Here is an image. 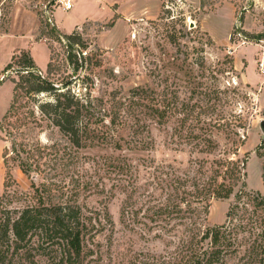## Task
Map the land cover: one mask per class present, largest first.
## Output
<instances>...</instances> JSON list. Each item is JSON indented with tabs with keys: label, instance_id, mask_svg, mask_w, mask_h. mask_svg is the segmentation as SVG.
<instances>
[{
	"label": "rangeland",
	"instance_id": "obj_1",
	"mask_svg": "<svg viewBox=\"0 0 264 264\" xmlns=\"http://www.w3.org/2000/svg\"><path fill=\"white\" fill-rule=\"evenodd\" d=\"M56 7L54 0H0V209L62 200L75 201L90 209H108L115 223L113 246H109L103 235L99 237L100 264H121L120 253L131 242L136 251L159 253L169 249L165 242L154 238L161 233L166 240L170 239L164 231L142 230L146 206L142 205L140 196L154 187L149 185L145 190L138 188L134 192L132 183L136 172L133 171L131 183L129 176L110 167L124 158H130L134 166L141 156L149 154V151L128 148L126 140L132 134L128 125L115 126L110 122L111 92L118 91L127 97L137 86L149 87L156 94L162 95L165 90L172 97L177 95L180 108L182 102L197 103L198 111H209L201 114L204 119L222 123L223 115L236 118L237 129L247 133L237 156L246 163L242 167L247 173L244 183L234 186L228 198L212 200L207 226L216 228L225 224L230 205L240 189L264 194V158L258 154L259 145L264 144L261 127L264 74L259 67V60L264 56V36L249 39L244 34L264 33V0H163L161 12L155 17L118 24L115 21L113 25L111 20L89 21L80 28L86 48L75 46L80 53L74 63L68 60L67 40L60 37V31L52 29V10ZM109 8L96 6L97 17L107 18ZM57 19L62 31L70 33L72 20L67 14L58 10ZM252 22L256 24L253 29ZM231 26L229 39L225 41ZM206 28L217 40L225 42L213 41ZM34 30L35 39H44L49 45V49L45 43L34 47L36 61L45 66L50 51L54 63L51 72L47 73L45 67L43 73L60 87L68 84L76 93L91 94L93 102H99L96 98L103 99L97 109L107 115L91 125L97 130L83 147L74 146L21 92L14 95L11 70L4 69L12 52L26 46V37ZM245 71L252 74V82L243 77ZM12 103L13 111L8 114ZM150 119L146 118L153 123ZM115 128L120 148L100 138L103 137L100 131L114 134ZM152 131L155 146L150 156L154 162L149 171L154 172L163 161L172 163L180 171L184 169L190 159L191 145L182 143L175 147L184 150H173L174 145L167 142L163 129L154 125ZM213 131L215 140L223 143L224 133L218 129ZM5 147L7 165L2 157ZM18 160L28 165L27 172L21 170ZM139 168L140 175H145L144 166ZM143 181L140 176L136 187H144L139 186ZM43 182L51 184L53 189L43 192L40 186ZM134 212H139L138 217ZM135 218L139 221L133 222ZM240 261V257H232L226 264H241Z\"/></svg>",
	"mask_w": 264,
	"mask_h": 264
},
{
	"label": "trees",
	"instance_id": "obj_2",
	"mask_svg": "<svg viewBox=\"0 0 264 264\" xmlns=\"http://www.w3.org/2000/svg\"><path fill=\"white\" fill-rule=\"evenodd\" d=\"M116 19L117 15L111 19L112 25ZM55 27L52 29L59 33ZM244 34L249 39L264 36V33ZM60 37L67 40L68 60L74 63L80 53L75 46L86 48L80 28L69 34L60 33ZM46 67L47 73L52 71V59ZM4 70H11L14 95L21 92L31 100L78 148L97 130L91 128L95 120L107 115L97 109L102 98L94 99L99 101L96 103L91 94L76 93L68 84L60 87L38 67L30 50L15 52ZM110 101V122L115 126L128 125L132 132L126 140L128 148L149 151L139 158L137 165L133 166L130 158H124L110 167L129 176L131 183L133 171L136 172L132 183L134 192L138 188L145 190L149 185L154 187L140 196L142 205L146 206L142 230L149 232L157 228L170 237L166 240L161 233L154 235L170 247L159 253L136 251L131 242L120 253L121 264H125V259L128 264H226L232 257H240L241 264H264V194L240 189L230 205L225 224L216 228L206 225L212 200L228 198L233 187L243 184L247 175L242 170L245 160L237 157L247 133L237 129L236 118L223 115L222 123L204 119L201 114L209 111H198L199 104L182 102L180 108L177 95L172 97L165 90L162 95L156 94L149 87L132 88L127 97L112 91ZM13 108L14 103L8 114ZM30 113L34 115V111ZM154 125L163 129L167 142L174 145L171 149L182 151L175 146L186 142L191 145L188 165L181 171L166 161L158 164L154 172L149 171L154 162L150 156L155 146ZM214 129L224 133L223 143L215 140ZM113 130L114 134L100 131L103 136L100 138L120 148L119 140L115 139L116 128ZM258 154L264 158L263 143L258 147ZM6 155L5 147L2 153L5 165ZM18 161L21 170L27 172L28 165ZM140 165L144 166L145 175H140ZM140 176L144 178L143 185H139L142 188L135 184ZM262 179L264 184V165ZM40 186L43 192L53 189L45 182ZM139 212H134V216L138 217ZM135 219L133 222L139 221ZM114 224L108 209H90L71 200L13 209L3 206L0 209V264H100L102 251L98 239L103 235L112 247ZM130 230L134 229L130 227Z\"/></svg>",
	"mask_w": 264,
	"mask_h": 264
},
{
	"label": "crops",
	"instance_id": "obj_3",
	"mask_svg": "<svg viewBox=\"0 0 264 264\" xmlns=\"http://www.w3.org/2000/svg\"><path fill=\"white\" fill-rule=\"evenodd\" d=\"M102 5L106 7L108 6L110 7L109 8L110 15L105 19H99L95 11L96 6L101 7ZM162 7H163V0H76L74 2L73 7L70 10H63L61 7H56L54 10H52V18H53L54 25H56V28L60 31V33L69 34V33H65L64 31H62L61 24L59 23L57 19L58 10L65 12L68 18L72 20V26L70 28L71 29L70 33H71L75 29L81 28V26L86 22H89V21L108 22L115 15H117V19H116L117 24L121 21H131V20L140 19L142 17H155L161 12ZM233 26H231L228 32V35H227V39L225 41L229 39L230 32ZM254 27H256V24L252 22V29ZM12 30H13V27L10 28V33ZM206 30H208L213 41H215L216 43L220 42L219 40L216 39V36L213 34L211 30H209L208 28H206ZM30 33L31 34H29V37L28 38L26 37V43H25L26 46L21 47V49L14 50V52L12 53L19 52L20 50H30L33 58L35 59L36 57L34 55L33 49L36 45L45 43L49 49V45L46 40L35 39L34 37L35 30ZM223 42H220V43H223ZM36 60L37 59H35V61ZM49 61H50V51H49V57H47L46 59L45 66L40 65L37 61H36V64L38 65L39 68L44 69L47 66ZM243 77L249 82H252V74H249L248 71L243 72Z\"/></svg>",
	"mask_w": 264,
	"mask_h": 264
},
{
	"label": "built area",
	"instance_id": "obj_4",
	"mask_svg": "<svg viewBox=\"0 0 264 264\" xmlns=\"http://www.w3.org/2000/svg\"><path fill=\"white\" fill-rule=\"evenodd\" d=\"M75 1L76 0H54V4L55 6L61 7L63 10H70L73 7ZM238 33L239 35H242V33L239 31ZM259 67L261 72L264 74V56L259 60Z\"/></svg>",
	"mask_w": 264,
	"mask_h": 264
},
{
	"label": "water",
	"instance_id": "obj_5",
	"mask_svg": "<svg viewBox=\"0 0 264 264\" xmlns=\"http://www.w3.org/2000/svg\"><path fill=\"white\" fill-rule=\"evenodd\" d=\"M261 127L264 130V119L261 121Z\"/></svg>",
	"mask_w": 264,
	"mask_h": 264
}]
</instances>
